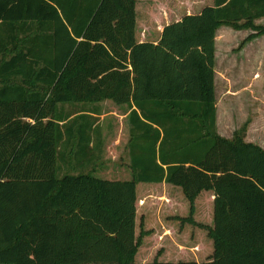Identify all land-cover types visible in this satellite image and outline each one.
Segmentation results:
<instances>
[{
	"label": "trees",
	"instance_id": "16d2710c",
	"mask_svg": "<svg viewBox=\"0 0 264 264\" xmlns=\"http://www.w3.org/2000/svg\"><path fill=\"white\" fill-rule=\"evenodd\" d=\"M135 0H0V264H139L151 230L136 185H167L187 203L169 220L205 232L199 261L264 264V149L215 128L214 35L264 37V0H212L135 39ZM126 108L130 177L101 179L98 103ZM97 104V105H93ZM89 167L87 171L85 168ZM212 192L211 224L194 220ZM196 250L195 247L192 248Z\"/></svg>",
	"mask_w": 264,
	"mask_h": 264
},
{
	"label": "rangeland",
	"instance_id": "374dc122",
	"mask_svg": "<svg viewBox=\"0 0 264 264\" xmlns=\"http://www.w3.org/2000/svg\"><path fill=\"white\" fill-rule=\"evenodd\" d=\"M137 0L140 10L136 12V35L140 37L141 26L149 22L154 23V28L167 23L182 15L196 6L206 3V0ZM156 12H146L148 6ZM146 8V9H145ZM159 18L162 19L159 21ZM264 25V17L255 21ZM249 33L246 31H234L228 27H220L217 32L216 45V110L217 130L223 137H230L232 131L246 124L243 139L259 144L264 149V37H256L251 41L239 46L240 41ZM145 39H151V33H144ZM97 105V104H93ZM99 115L96 124L100 130V157L96 163L92 175L101 179L125 180L130 177L128 161L125 155V143L128 138L127 121L123 117L126 108L122 105H114L108 100L98 103ZM89 167L85 168L87 171ZM136 214L134 235L138 232V218L143 217V228L157 229V223L166 224L163 233L168 237L174 235L180 239L186 248H193L198 242V257L191 251H187L180 257H170L169 261L206 259L205 232L189 225H182L169 218L180 214L185 216L187 203L182 198L184 210L178 203H171L164 195L175 197L174 189H167L164 185H151L139 183L136 185ZM194 220L208 224V211L205 213L197 209ZM157 222V223H156ZM151 235V234H150ZM151 237V236H150ZM147 239H142L140 246ZM169 240V239H168ZM203 250L199 251L200 248ZM143 248H145L143 246ZM157 251V249H156ZM154 251V252H156ZM138 253V251H137ZM139 254V253H138ZM136 254V263H138ZM155 256L149 257V261ZM168 260V259H167Z\"/></svg>",
	"mask_w": 264,
	"mask_h": 264
},
{
	"label": "crops",
	"instance_id": "0c3cea01",
	"mask_svg": "<svg viewBox=\"0 0 264 264\" xmlns=\"http://www.w3.org/2000/svg\"><path fill=\"white\" fill-rule=\"evenodd\" d=\"M205 1V0H204ZM203 1V3H204ZM212 4V0H206V3L200 5V6H196L194 8H191V10L187 11V12H192V13H187V14H195L198 13L199 10L203 7V6H210ZM146 9V8H145ZM140 7L139 4L137 2V0H135V6H134V12H135V39L137 41H150L151 43H156V41L158 40L161 28L163 25H165V23L162 25H158L156 28H154V23L149 22V24L144 23L141 28H140V37H137L136 35V28H137V24H136V12H139ZM146 12H156L155 10L151 9V5L148 6V10ZM179 18H176L175 21H177ZM162 19L159 18V21ZM224 27V26H221ZM220 27L218 29H216L215 31V35H214V63H213V88H214V97H215V128H216V132L219 134L218 130H217V110H216V72H215V61H216V45H217V32L219 31ZM242 31H246V30H241ZM237 32V31H236ZM144 33L146 34H150L151 33V39L147 40L144 37ZM247 43V42H246ZM126 112L123 114V117L125 118ZM220 135V134H219ZM221 136V135H220ZM225 138H229V137H225ZM245 142H249L246 141L245 139H243ZM127 142V141H126ZM252 143V142H250ZM255 144V143H253ZM126 145V143H125ZM259 147H261L259 144H256ZM262 148V147H261ZM125 155L127 158V152L125 151ZM99 156H100V150H99ZM128 161V159H127ZM164 185V184H162ZM164 187H167V189L171 190L174 189L177 193V195L175 197H171L168 195H164L165 199H167L171 204V203H178L179 206L181 207V210H184V204L182 201L181 196L179 195V191L173 187L164 185ZM212 192L210 191H202L198 194V196L195 199V212L197 209L201 210L202 212L205 213V211H208V219L209 222L207 225L211 224V213H212ZM181 216L180 214H176ZM175 222V221H174ZM157 223V222H156ZM157 229H155L152 233H151V237H145L144 239H147L143 242V244L141 246H139V248L137 249L138 253L136 252V254H138V263L142 264L144 262H147L149 260V257H152L153 255H155L156 249L159 250L158 252V260L160 261H166L167 259L169 260L170 257H180L182 255H184L188 250L192 252V248H186L185 244L182 243V241L180 239H176L174 237V235L168 237H166V235L163 233V231H166L165 227L166 224L163 223H157ZM207 245L205 246L207 249V254L205 257L209 256L211 254V243L208 239H206ZM196 245L194 246L196 248V252L198 251V247L200 244L195 243ZM143 246L145 248H143ZM203 250L202 246L200 248L199 251ZM136 254L134 257V260L136 261ZM192 254L194 255V253L192 252ZM199 255H201L200 253H196L194 256L198 257ZM203 260V258H202ZM197 263L199 261L195 260Z\"/></svg>",
	"mask_w": 264,
	"mask_h": 264
}]
</instances>
